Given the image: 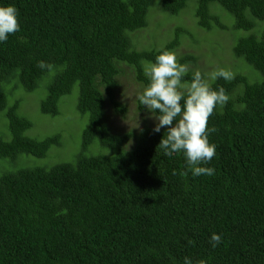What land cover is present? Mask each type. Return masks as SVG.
Listing matches in <instances>:
<instances>
[{"label": "trees", "instance_id": "1", "mask_svg": "<svg viewBox=\"0 0 264 264\" xmlns=\"http://www.w3.org/2000/svg\"><path fill=\"white\" fill-rule=\"evenodd\" d=\"M188 1L0 0L18 9L20 24L0 43V264H183L186 256L193 264H264V0L193 1L198 29L225 30L223 11L246 33L233 54L257 77L243 75V62L230 80L204 77L229 97L208 121L217 154L204 166L215 175H185L182 155L164 156L158 145L167 131L153 134L154 117L138 100L143 122L126 133L119 125L128 118L119 81L144 89L156 56L190 36L175 26L162 46L136 48L134 35L153 23L154 8L177 17ZM74 87L73 114L88 123L74 162L56 161L62 132L46 135L41 122L59 115ZM40 88L37 121L20 110ZM214 232L222 243L213 249Z\"/></svg>", "mask_w": 264, "mask_h": 264}, {"label": "clouds", "instance_id": "2", "mask_svg": "<svg viewBox=\"0 0 264 264\" xmlns=\"http://www.w3.org/2000/svg\"><path fill=\"white\" fill-rule=\"evenodd\" d=\"M18 15L14 5L0 6V43L20 31ZM37 66L41 70L52 68L44 61H39ZM187 72V65L180 64L174 52L163 51L146 69L149 82L137 99L154 117L152 121L156 120L153 134L160 133L162 129L167 131L158 145L164 156L182 155L185 175L191 172L194 177L213 176L216 169L204 165H210L217 154V145L209 140L217 129L209 127L208 121L217 107L227 104L229 97L222 87L213 90L200 71L194 72L190 81L185 80ZM218 78L230 80L233 74L218 69L211 74V79ZM182 90H186V94ZM209 243L213 249L216 248L222 243V235L212 233ZM183 264H193V260L186 256ZM197 264H206V261L201 260Z\"/></svg>", "mask_w": 264, "mask_h": 264}, {"label": "rangeland", "instance_id": "3", "mask_svg": "<svg viewBox=\"0 0 264 264\" xmlns=\"http://www.w3.org/2000/svg\"><path fill=\"white\" fill-rule=\"evenodd\" d=\"M193 1L194 0H189L186 9L177 17L170 16L166 13H163L165 15H161L160 10H157L156 8L151 10V17L155 16V20L152 24L150 23L147 27L134 35L133 44L136 48L141 46L147 47L159 44L161 45L162 42L172 38V27L179 26L185 32H188L190 36L183 35L180 40V45H178L174 53L176 56L189 54L196 57L197 62L195 65L190 62L184 64L187 65L189 71H200L207 79H211V74L218 69H225L230 72H234L232 70L239 68L237 64L242 62L244 63V61H242L241 58H236L234 56L233 48L237 39L244 36L246 33L244 31L234 30L232 27L234 19L232 21L231 17H226V13L223 11H217V13L220 15V21L226 25L225 30L207 32L200 28L198 29L194 18L196 2L193 8ZM213 6L220 8L217 5ZM145 40L149 43H146ZM209 44L216 45L213 51L208 48ZM161 46L155 47V49H159ZM245 65L246 64L244 63L242 71L243 75L249 76L250 79H256L257 77L255 76L253 70L251 69L249 71L251 67L248 65H246V67ZM123 70L126 74H130L131 72L126 67H123ZM211 81H208V83ZM142 90V85L136 82V80L133 81L130 78H124L119 81V87L117 89L119 93L118 95H122L123 102L128 110L127 120L123 123L120 122L119 124L123 126L122 130L125 133L126 130L139 127V124L143 122V115L136 112L137 97L142 93ZM76 94L77 88L74 87L70 95L68 94L67 96H63L60 104L61 112L59 115H57L54 120H49V118L41 122L46 135L54 134V132H56V127H58L62 132V147L60 149L57 148L58 150L55 149L54 153H51V155H53V159L56 161L65 158L68 162L73 163L80 150L82 141L81 134L82 130H84L88 123V117H75V114H73V101ZM44 95L45 90L43 88L37 89L31 94H25L23 98L24 102L20 111L30 117V119H32V115L36 114L37 121H39L40 115L37 114V101H40ZM113 123L115 124L116 120L113 121ZM153 123H156L155 119L153 120ZM107 153L108 150L104 149L103 154Z\"/></svg>", "mask_w": 264, "mask_h": 264}]
</instances>
